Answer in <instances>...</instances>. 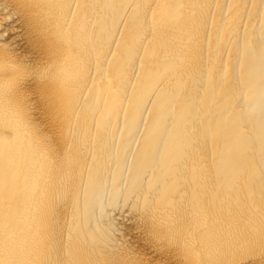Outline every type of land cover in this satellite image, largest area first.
I'll list each match as a JSON object with an SVG mask.
<instances>
[{
    "label": "bare ground",
    "instance_id": "bare-ground-1",
    "mask_svg": "<svg viewBox=\"0 0 264 264\" xmlns=\"http://www.w3.org/2000/svg\"><path fill=\"white\" fill-rule=\"evenodd\" d=\"M0 264H264V0H0Z\"/></svg>",
    "mask_w": 264,
    "mask_h": 264
}]
</instances>
